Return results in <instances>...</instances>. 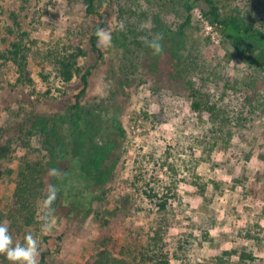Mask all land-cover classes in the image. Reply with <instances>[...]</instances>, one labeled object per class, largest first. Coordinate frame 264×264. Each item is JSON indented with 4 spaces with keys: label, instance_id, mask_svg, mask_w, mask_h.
Masks as SVG:
<instances>
[{
    "label": "rangeland",
    "instance_id": "rangeland-1",
    "mask_svg": "<svg viewBox=\"0 0 264 264\" xmlns=\"http://www.w3.org/2000/svg\"><path fill=\"white\" fill-rule=\"evenodd\" d=\"M218 1L226 12L239 14L264 31V0ZM163 4L164 21L177 30L185 14L178 8L176 0L158 4H152V0L96 1L97 10L104 18V27L111 35L119 22L126 28H135L138 19L134 17L135 12L149 9V14L154 13ZM121 6L130 12L123 16V21L118 20ZM13 13L21 29L11 34L8 29L13 27ZM146 22L145 29L152 27L151 21ZM97 23V16L84 13L82 0H0V51L7 50L15 41L29 47L28 70L33 80L24 82L11 62L1 63L0 125H5L4 130L8 129L9 133L12 121L21 122L27 114H54L66 110L73 102L81 88L80 76L62 83L52 64L60 47L73 41H81L86 51V56L79 62L82 72L91 71L84 106L95 111L99 105H111V115L121 120L125 130L113 178L106 186L107 199L98 207L102 213L100 219L109 220L108 225L104 227L94 211L86 217L74 215L69 224L52 214L48 219L54 220L55 226L50 232H44L42 224L48 210L41 200L32 225L12 226L7 221L14 241L23 243L24 236L32 233L38 240L40 253H47L44 264H100L98 249L104 245L101 243L104 236L108 235L115 241L111 246L113 255L120 258V246H124L131 258L133 250L146 242L148 229L157 214L143 193L145 185L154 182L157 167L165 162L180 172L185 161L200 156L201 169L211 174L209 167L218 166L217 173L236 181L237 189L230 193L232 199L219 194L212 199L211 208L218 222L212 230L211 240L203 241L200 236L187 257L180 256L170 264H218L211 263L210 258L219 254L225 258V264H229L228 256L223 253L241 245L256 258L245 264H264V204L257 198L260 190L257 184L264 183V159H261L264 156V101L260 108L252 101L254 96L263 93V74L260 71L251 74L252 69L243 60H238L232 47L224 44L221 35L199 11H192V22L187 30V54L190 66L196 69L191 81H203L204 91L218 108L216 120L220 124L219 133L223 134L220 147L209 149L207 146V149L202 136L210 124L191 109L186 79H162L149 69V62L141 59V53L134 49L129 59H123V55L116 54L118 48L113 41L110 47L100 46V56L89 43L91 30ZM22 31L28 35L22 37L19 33ZM130 36L134 38V34ZM16 111L20 112L18 118L13 116ZM38 154L35 150L16 152L0 167V211L6 212L11 206L14 180L20 165L26 159H38ZM7 169L13 173L9 174ZM184 172L187 171L184 169ZM180 186L183 204L174 206L172 213L175 210L177 214V226H184L190 222L187 215L193 200L186 194L182 182ZM256 191L252 195L251 192ZM230 200L232 204H239V220L234 215L226 219L223 213L222 205ZM194 219L200 220L198 216ZM244 222L258 223L261 233L243 239L237 231ZM0 264H9V261L0 256Z\"/></svg>",
    "mask_w": 264,
    "mask_h": 264
},
{
    "label": "trees",
    "instance_id": "trees-1",
    "mask_svg": "<svg viewBox=\"0 0 264 264\" xmlns=\"http://www.w3.org/2000/svg\"><path fill=\"white\" fill-rule=\"evenodd\" d=\"M96 1L82 0V4L87 16L98 17V23L91 30L89 43L92 50L102 56L95 33L97 28L104 27V18L97 10ZM162 1L165 0H152V4ZM176 1L178 8L185 14V19L177 30L171 29L164 21L163 4L154 13L149 14L151 12L149 9H144L140 13L135 12L134 17L138 19L134 31L126 26L121 31L119 27L121 22L117 23L112 41L118 48L116 54L123 55V59L124 57L129 59L128 56L134 49L141 53V59L149 62V69L160 75L162 79H186L190 89L189 97L192 99L191 109L198 113L202 121L210 124L205 136H202V143L209 149L220 147L223 134L219 133L220 124L216 120L219 118L216 103L211 102L210 95L204 91L205 85L202 80L191 81V75L196 69L190 66L187 54V30L192 22V11L194 9L199 11L201 17L221 35L224 44L232 47L238 60H243L249 69H252L251 74L256 71L263 74L261 83L263 88L264 31L239 14L226 12L218 0ZM120 8L122 9L118 20L123 21V16L126 17L130 12L126 7V9L123 6ZM12 17L13 27L8 29L11 34L21 29L16 14L13 13ZM147 20L151 21L152 27L144 31L138 30L139 25ZM149 32L163 34L164 51L161 55L154 56L151 49L142 42L141 37L149 35ZM19 33L22 37L28 35L25 31ZM133 34L132 39L130 35ZM29 49L23 42L15 41L7 50L0 51V65L2 62H11L19 78L26 83L33 81L28 70ZM57 55L52 64L58 79L62 83H68L76 76H80L81 88L64 111L50 115L27 114L20 120L21 122L12 121L13 126H10L9 133H7L8 129L4 130L5 125L3 127L0 125V167L9 162L16 152L35 150L39 153L38 159L33 161L26 159L20 165L14 180L13 201L8 211H0V222L8 221L12 226L32 225L38 203L46 199L47 186L52 184L59 189L57 198L51 205L54 210L52 214L69 224L74 215L82 214L86 217L94 211L95 217L99 218L106 227L109 220L100 219L102 213L99 208L107 199L106 186L113 178L125 138V130L121 120L111 115V105H99L95 107V111H90L83 104L91 71L87 69L82 72L79 63L80 59L86 56L82 42L73 41L68 45H62ZM252 101H256L260 108L264 101V90L259 96H254ZM13 116L18 118L20 112L16 111ZM199 157L185 161L180 172L165 162L157 167L154 182L149 181L143 191L157 211L148 229L146 242L141 248L138 247V250H133L131 258L128 249L120 246V258H118L113 255L111 248L115 241L111 240V236H104L105 240L101 241L104 245L98 249L100 264H170L173 259H180V256L187 257L200 236L203 241L211 240L212 230L218 222L217 215H214L211 208L212 199L218 194L232 199L230 193L233 189H237L238 184L220 176L217 173L218 166H210L209 170L213 173L208 174L200 168ZM261 159H264V156ZM53 168L60 170L59 177L49 175V171ZM7 172L13 173L11 169H7ZM181 182L193 203L191 202L192 206L189 204L187 215L190 218L189 224L177 226V214L175 210L172 213V209L178 203L183 204V196L179 194ZM257 185L260 189L258 202L264 204V183ZM251 193L253 195L257 191ZM222 209L227 216L226 219L233 215L236 220L240 219L238 203L232 204L230 200L229 203L222 205ZM195 216L200 220H195ZM205 224L207 228L203 227ZM238 228L237 232L243 239H251L261 233V227L256 222H244ZM223 254L228 256L226 261L229 264H245L249 260L256 259L243 245L235 246ZM46 255L47 253L41 254L39 264L45 263ZM210 259L211 263H226L225 258L220 254L213 255Z\"/></svg>",
    "mask_w": 264,
    "mask_h": 264
},
{
    "label": "clouds",
    "instance_id": "clouds-1",
    "mask_svg": "<svg viewBox=\"0 0 264 264\" xmlns=\"http://www.w3.org/2000/svg\"><path fill=\"white\" fill-rule=\"evenodd\" d=\"M147 22H142L139 25L140 31H144ZM120 30L123 31L125 24L123 22L119 25ZM96 36L98 38V45L102 47H110L112 44V35L108 28L99 27L96 30ZM164 36L162 33H151L141 37L145 46L151 49L154 56L161 55L164 51L162 41ZM50 176L59 177L61 175L60 170L53 168L49 171ZM59 189L56 185L49 184L47 186V197L43 201V207L47 209L45 217V223L42 224V231L50 232L55 226L54 220H49L53 209L51 205L57 198ZM40 248L38 240L32 235L27 233L23 238V243L14 241L13 236L10 233L8 222H0V256H4L9 264H39Z\"/></svg>",
    "mask_w": 264,
    "mask_h": 264
}]
</instances>
